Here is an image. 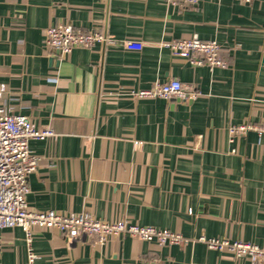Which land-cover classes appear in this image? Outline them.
<instances>
[{
	"label": "crops",
	"instance_id": "0c3cea01",
	"mask_svg": "<svg viewBox=\"0 0 264 264\" xmlns=\"http://www.w3.org/2000/svg\"><path fill=\"white\" fill-rule=\"evenodd\" d=\"M100 29L117 42L63 53L44 45L55 23ZM216 39L226 68L192 64L160 45ZM143 43L141 50L123 41ZM179 79L192 97L135 98ZM0 83L13 111L57 135L31 140L29 208L127 218L189 239L230 237L264 247V0H0ZM35 264H249L193 240L161 247L127 233L70 243L32 228ZM25 231L0 232V264H26Z\"/></svg>",
	"mask_w": 264,
	"mask_h": 264
},
{
	"label": "built area",
	"instance_id": "2783aa9c",
	"mask_svg": "<svg viewBox=\"0 0 264 264\" xmlns=\"http://www.w3.org/2000/svg\"><path fill=\"white\" fill-rule=\"evenodd\" d=\"M248 3L251 0H240ZM201 0H167L170 5L193 6ZM115 43L116 39L100 29H84L73 23H55L45 29L44 45L63 53L76 47L90 48L96 43ZM128 49L141 50L143 43L125 40ZM173 56L187 58L192 64H205L210 68H226L228 63L221 55V45L216 39H203L198 34L188 38L172 39L160 43ZM135 98L192 97L194 92L179 79L156 82L151 87L132 90ZM4 84L0 83V232L4 228L20 226L25 231L27 245L26 264H35L38 258L33 249L32 228L43 225L55 228L64 234L70 243L94 239L103 245L110 235L127 233L145 241H156L161 247L173 244H188L193 240L206 243L211 249L229 248L235 259H248L249 264H264V247L258 244L233 240L230 237L189 239L181 233L152 225H141L127 218L115 221L97 219L86 212L61 213L53 209L34 211L29 208L27 195L30 192L28 175L38 165V158L30 150L31 140H47L57 135L53 128H40L32 119L13 111ZM231 138L250 130L264 136V123H241L228 127Z\"/></svg>",
	"mask_w": 264,
	"mask_h": 264
}]
</instances>
